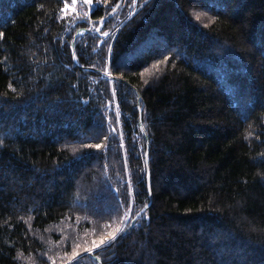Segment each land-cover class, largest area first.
Wrapping results in <instances>:
<instances>
[{
  "label": "trees",
  "instance_id": "obj_1",
  "mask_svg": "<svg viewBox=\"0 0 264 264\" xmlns=\"http://www.w3.org/2000/svg\"><path fill=\"white\" fill-rule=\"evenodd\" d=\"M117 3L0 0V264H264V0Z\"/></svg>",
  "mask_w": 264,
  "mask_h": 264
},
{
  "label": "snow or ice",
  "instance_id": "obj_2",
  "mask_svg": "<svg viewBox=\"0 0 264 264\" xmlns=\"http://www.w3.org/2000/svg\"><path fill=\"white\" fill-rule=\"evenodd\" d=\"M72 2L75 3L76 0H72ZM85 2L91 4V3H92V0H85ZM101 20H103V18H101ZM2 35H3V34L0 33V37H2ZM101 35H106V33H101ZM109 48H111V45H109ZM73 59H75V52L73 53ZM165 59H167V58H165ZM104 71H105V72L108 71L107 67H105ZM109 75H110V73H109ZM8 86H9V88L12 87L11 84H9ZM117 122H119L118 119H117ZM141 127H142V126H141ZM111 131L114 132V131H115V128L111 129ZM249 135H251V133H249ZM2 143H3V142L0 141V144H2ZM122 145H123V141H122ZM94 147L97 148V149H99V148L102 147V145H101V144H96V145H94ZM261 155H264V153H262ZM125 170L127 171V168H125ZM128 192H129V193H132V192H133V188H132V184H131V182H129V185H128ZM147 207H148V205L145 204V205H144V208L146 209ZM141 211H144V209H141ZM139 215H140L139 212H137L135 215H132L131 205H129V207H128V209H127V214L124 215V216H122V217H121V220L124 221V222H127L129 219H131V220H135V219H136V216H139ZM118 231H122V229L117 228L116 231L110 232L108 238H107V239L102 238V239L100 240L99 244H97V243L94 241V242H93V245H92V248H88L87 251H88V252H92L93 248H96V247H99L100 245L106 244L107 241L110 240V239H115L116 234H117ZM75 255H76V253L73 252V256H75ZM97 259H99V258L97 257Z\"/></svg>",
  "mask_w": 264,
  "mask_h": 264
},
{
  "label": "bare ground",
  "instance_id": "obj_3",
  "mask_svg": "<svg viewBox=\"0 0 264 264\" xmlns=\"http://www.w3.org/2000/svg\"><path fill=\"white\" fill-rule=\"evenodd\" d=\"M118 3H119V0H118ZM118 3H117V5H116V7L110 12V14H108L105 18H103V23L106 21V19H108L109 17H111L114 13H115V11L120 7V5H121V3H122V0H121V2L119 3V5H118ZM118 6V7H117ZM147 160V159H146Z\"/></svg>",
  "mask_w": 264,
  "mask_h": 264
},
{
  "label": "water",
  "instance_id": "obj_4",
  "mask_svg": "<svg viewBox=\"0 0 264 264\" xmlns=\"http://www.w3.org/2000/svg\"><path fill=\"white\" fill-rule=\"evenodd\" d=\"M121 2V0H119V3ZM119 3H118V5H119ZM118 7V6H117ZM146 159H147V154H146ZM121 236V235H120ZM120 236H118V237H120ZM93 252H90V254H92ZM98 263H99V261H98ZM100 264V263H99Z\"/></svg>",
  "mask_w": 264,
  "mask_h": 264
},
{
  "label": "rangeland",
  "instance_id": "obj_5",
  "mask_svg": "<svg viewBox=\"0 0 264 264\" xmlns=\"http://www.w3.org/2000/svg\"><path fill=\"white\" fill-rule=\"evenodd\" d=\"M108 35V33H106V35H103V36H107Z\"/></svg>",
  "mask_w": 264,
  "mask_h": 264
}]
</instances>
